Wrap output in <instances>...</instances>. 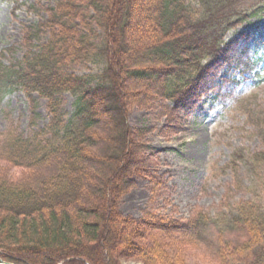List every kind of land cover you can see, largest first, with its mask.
Segmentation results:
<instances>
[{"label":"trees","instance_id":"obj_1","mask_svg":"<svg viewBox=\"0 0 264 264\" xmlns=\"http://www.w3.org/2000/svg\"><path fill=\"white\" fill-rule=\"evenodd\" d=\"M240 2H244V7L238 6ZM156 6L158 13L154 23L160 38L153 37L150 44L139 49V53L146 56L133 62V69L128 70L129 77L124 73L130 52L119 43L118 35L131 27L132 0H59L48 10V19L26 31L24 43L29 49L23 57L12 58L9 63L0 59V105L7 95L23 92L32 105L34 121L38 117L39 103L34 97L37 95L48 101L47 110L51 116L48 126L35 136L26 138L14 130L0 143L2 161L7 164L29 171L47 170L39 173L40 176L34 175L33 180L19 183L0 180V231L9 230L8 234L2 233L6 242L7 238L16 239L19 228L28 224L36 230L41 223L47 227L49 218L60 231L55 230L54 240L41 241L43 252L26 248L27 245L12 248L1 243L0 254L6 261L105 264L98 247L85 249L82 241L74 237L101 241V224L106 220L108 227L117 220L126 230L120 248L129 246L131 238H137L141 232L147 239V250L140 253L139 259L146 264H192L185 262L186 255L192 257L188 254L191 247L193 252L199 247L208 252L207 247L214 246L206 238L211 232L206 216V221L196 218L191 224L169 226L157 220L139 222L119 212V201L132 185L130 178L139 171L137 163L144 150L138 147L140 137L131 132L127 121L130 108L135 104L134 97L124 93L125 100L120 99L124 92L120 85L128 83L129 79L148 80V76L156 75L162 83L158 96L172 102L174 107L185 103L190 88L212 68L226 62L227 47L232 45L225 40L228 33L252 19L264 20V0H156ZM54 28L55 33L50 32L45 41L43 31ZM77 65H92L94 70L81 75L70 72L69 69ZM64 94L75 98L74 112L68 120L63 108ZM253 99L239 101L241 108L247 107L249 111ZM262 126L264 128V123ZM112 129L118 133L119 145L113 150L116 155V166L112 167L114 176L108 189L102 190V198H107L109 205L98 221L90 223L84 219L83 226L75 228L71 213L79 210L85 217L89 213L82 203L87 180H95L90 155L96 154L99 144L96 135ZM259 136L262 149L251 156L253 166L264 165V130ZM129 165L134 167L130 169ZM227 217H230L227 225L232 231L241 233L245 241L227 242L226 245L219 242L220 248L225 247L215 249L216 259L212 263L264 264V212L261 208L245 202ZM141 227L144 232L140 231ZM66 229L70 233L75 230V236H66ZM158 234L166 235L167 239ZM177 234L181 235L178 240L171 237ZM109 235L111 244L115 245V234ZM179 242L188 243L189 249L177 248L175 244L180 245ZM120 248H116V252H123ZM84 249L89 252L86 258L82 257ZM106 254V259L115 264L116 256L108 251ZM123 254L128 256L126 252Z\"/></svg>","mask_w":264,"mask_h":264},{"label":"rangeland","instance_id":"obj_2","mask_svg":"<svg viewBox=\"0 0 264 264\" xmlns=\"http://www.w3.org/2000/svg\"><path fill=\"white\" fill-rule=\"evenodd\" d=\"M58 1L0 0V59L3 62L9 63L12 58L23 57L29 49L24 43L26 31L48 19V10L54 8ZM238 6L244 7V2L238 3ZM132 7L134 11L130 29L118 35L119 43L130 52L125 65L126 77H129L128 70L130 72L134 67L133 62L146 56L145 53H139L142 47L150 44L153 37L160 38V31L154 23L158 13L156 0H132ZM55 31V28L45 29L44 40L49 38L50 32ZM225 40L232 42L227 49L226 62H219L217 66L216 62L213 63L215 67L190 88L185 103L178 107L157 95L162 83L156 75L148 76V80L129 79L128 83L120 85L124 90L120 99L125 100L124 93L134 97L132 100L135 104L130 108L127 121L131 132L140 137L138 147L144 150L141 161L137 163L139 171L130 178L129 183L132 185L119 201V212L139 222L157 220L169 226L191 224L196 218L206 221V216L211 228L206 238L215 247L209 245V253L204 252L206 250L203 251V247L195 248L199 254L193 252L191 247L188 254L192 257L186 255L185 262L192 264H213V253L225 247L220 248L219 242L226 245L227 242L245 241L241 233L232 231L227 225L230 220L227 216L238 205L250 201L264 212V165L253 166L251 163V156L262 149L259 133L264 130V62L253 68V60L259 59L264 52V20H250V23L228 33ZM69 70L80 75L88 74L92 73L94 66L77 65ZM112 96L111 100L114 99ZM34 97L39 103L38 117L34 121L32 105L23 92H14L4 98L0 105V143L8 132L15 130L27 138L48 126L51 119L47 110L48 101L37 95ZM249 97L254 99L248 111L247 107L241 108L239 101ZM62 98L68 120L74 112L75 98L71 94H64ZM117 134L112 129L111 132L96 135L99 144L96 145V154L90 155L91 173L95 180H87L88 188L84 190L82 203L89 213L86 217L79 210L71 213L75 228L80 229L84 219L85 222L94 223L106 213L109 204L107 198H102V190L108 189L114 176L116 155L113 150L119 145ZM2 160L3 155H0L1 181L19 183L33 180L34 175L40 176L39 173L47 171L42 168L29 171ZM128 167L131 169L134 166ZM46 222L47 227L41 223L37 230L30 224L19 228V235H15L17 238H7L6 242L3 234H8L9 230L2 229L0 244L7 243L12 248L27 245L26 248L40 250L41 241L54 240L55 232H60L53 220L49 218ZM103 223L101 241L92 238L82 240L80 237L74 239L81 240L85 249L98 247V252L106 260L105 264H111L106 259L107 251L116 256L115 264H146L139 259L140 253L147 250V239L141 232L137 238H131L129 246L120 248L121 241L127 235L126 230L117 220L110 227L107 226V220ZM141 228L140 231L144 232V228ZM73 229L71 233L66 229L65 235L75 236ZM111 232L115 234V245L110 241ZM165 236L159 237L166 240ZM180 236L171 237L178 240ZM179 243L175 244L177 248L181 246L182 250L189 249L188 243ZM118 247L123 252H116ZM85 249L82 251L84 258L89 255ZM124 252L128 256H124ZM118 253L121 254L117 257ZM2 256L0 254L4 263L16 264L6 261ZM74 260L80 261L77 258Z\"/></svg>","mask_w":264,"mask_h":264},{"label":"water","instance_id":"obj_3","mask_svg":"<svg viewBox=\"0 0 264 264\" xmlns=\"http://www.w3.org/2000/svg\"><path fill=\"white\" fill-rule=\"evenodd\" d=\"M0 263H3V261L0 259Z\"/></svg>","mask_w":264,"mask_h":264},{"label":"bare ground","instance_id":"obj_4","mask_svg":"<svg viewBox=\"0 0 264 264\" xmlns=\"http://www.w3.org/2000/svg\"><path fill=\"white\" fill-rule=\"evenodd\" d=\"M227 49H228V47H227Z\"/></svg>","mask_w":264,"mask_h":264}]
</instances>
